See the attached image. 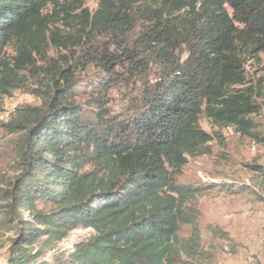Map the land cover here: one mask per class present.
I'll use <instances>...</instances> for the list:
<instances>
[{
	"label": "trees",
	"instance_id": "1",
	"mask_svg": "<svg viewBox=\"0 0 264 264\" xmlns=\"http://www.w3.org/2000/svg\"><path fill=\"white\" fill-rule=\"evenodd\" d=\"M86 1L0 0V96L21 90L41 99L3 123L11 147L10 173L0 178V231L12 234L7 264H199L196 205L218 184L176 177L190 156L210 151L202 114L264 144L255 93L241 87L246 60L264 52V0ZM150 64L161 79L138 113L108 112V88ZM93 66L102 74L79 83ZM248 189L264 201L251 186L238 190ZM78 228L95 233L69 254L57 247Z\"/></svg>",
	"mask_w": 264,
	"mask_h": 264
},
{
	"label": "rangeland",
	"instance_id": "2",
	"mask_svg": "<svg viewBox=\"0 0 264 264\" xmlns=\"http://www.w3.org/2000/svg\"><path fill=\"white\" fill-rule=\"evenodd\" d=\"M96 5L97 0L86 1V6L90 8H95ZM51 11L50 8L48 12ZM110 38L99 37V40L101 39L100 43L108 44ZM53 53L57 54V51ZM6 54L9 58L15 55L12 46L7 48ZM179 55L182 60L186 58L184 48ZM118 71L123 73L121 68ZM244 71L246 81L241 87L254 91L260 108L259 114L255 115L256 122L260 128H264V52L258 57L248 58ZM91 72H95V75L102 74L100 69L93 66L89 71L79 72L78 82L89 86L96 79L89 75ZM161 73L160 66L150 64L148 71L138 77H126L121 82L113 83L104 96V107L108 112L121 117L136 115L143 107L147 89L160 81ZM90 90L87 87L86 91L80 93V99L87 101L86 99L91 98ZM40 104L41 99L21 90L14 91L12 96H0V178L2 175H9L11 169L10 136L3 123L11 119L17 107ZM199 122L213 136L209 144L210 151L190 156L188 163L176 177L177 182L193 186L218 184L216 188L203 192L196 205L204 250L199 264H264V201L258 200L252 189L238 190L242 184H246L264 192L261 189L264 175L253 166L260 164L264 168V144L242 135L234 126L215 124L205 114L200 116ZM80 229L86 230H76ZM87 230L86 234L81 232L79 240L95 233L92 228ZM11 235L0 231V264L8 262ZM189 235L190 226H182L180 238L187 239ZM72 249L73 246L62 251L69 254Z\"/></svg>",
	"mask_w": 264,
	"mask_h": 264
},
{
	"label": "bare ground",
	"instance_id": "3",
	"mask_svg": "<svg viewBox=\"0 0 264 264\" xmlns=\"http://www.w3.org/2000/svg\"><path fill=\"white\" fill-rule=\"evenodd\" d=\"M91 229V228H90ZM83 229H80V231L79 230H74L73 232H71V234L67 237V238H65L59 245H58V247H60V249L61 250H66L67 248H69L71 245H75V244H77V243H79L82 239H80L79 240V237L82 235L81 234V232L83 233V234H86L87 233V231H89V230H85L84 229V231H82ZM93 230V229H92ZM79 231V232H78ZM74 245H73V247H74ZM51 253H52V251L50 252V253H48V257L49 256H51ZM53 254V253H52ZM53 256V255H52ZM44 258V257H43ZM43 262H45V261H43ZM45 264V263H44Z\"/></svg>",
	"mask_w": 264,
	"mask_h": 264
}]
</instances>
